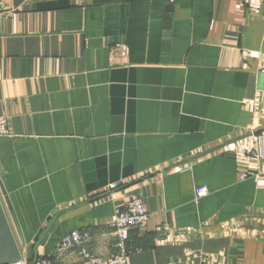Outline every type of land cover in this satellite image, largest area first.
Here are the masks:
<instances>
[{
	"label": "crops",
	"instance_id": "obj_1",
	"mask_svg": "<svg viewBox=\"0 0 264 264\" xmlns=\"http://www.w3.org/2000/svg\"><path fill=\"white\" fill-rule=\"evenodd\" d=\"M4 3L0 186L21 264H80L55 256L77 229L111 255L131 194L151 217L129 264H264V0Z\"/></svg>",
	"mask_w": 264,
	"mask_h": 264
},
{
	"label": "built area",
	"instance_id": "obj_2",
	"mask_svg": "<svg viewBox=\"0 0 264 264\" xmlns=\"http://www.w3.org/2000/svg\"><path fill=\"white\" fill-rule=\"evenodd\" d=\"M4 0H0V14H5ZM11 135L8 120L6 116L0 115V137H9ZM264 139V132L261 135ZM252 156L261 161V168L259 174L264 175V152L258 150L252 151ZM117 183L110 185V189L118 188ZM197 196L200 197L207 194L205 186L198 187ZM151 214L149 213L144 199L139 194H131L125 204L117 207L114 212L113 226L115 228V251L109 256H99L91 251V242L93 235L88 229H77L67 234L59 243L55 256L59 258L65 255L71 249H77L80 255V264H129L128 259L130 250L128 248V241L130 233L134 228L144 225ZM21 262L17 264H21ZM33 264H55V260L49 257H41Z\"/></svg>",
	"mask_w": 264,
	"mask_h": 264
},
{
	"label": "water",
	"instance_id": "obj_3",
	"mask_svg": "<svg viewBox=\"0 0 264 264\" xmlns=\"http://www.w3.org/2000/svg\"><path fill=\"white\" fill-rule=\"evenodd\" d=\"M2 173L0 162V176ZM5 193L0 186V264H17L23 260V255L15 232L17 231L21 238L22 233L9 197L5 196Z\"/></svg>",
	"mask_w": 264,
	"mask_h": 264
}]
</instances>
